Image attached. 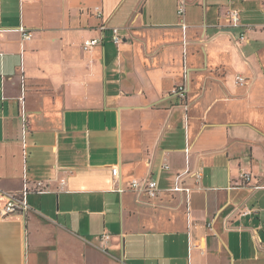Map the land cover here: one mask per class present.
<instances>
[{
	"label": "crops",
	"instance_id": "0c3cea01",
	"mask_svg": "<svg viewBox=\"0 0 264 264\" xmlns=\"http://www.w3.org/2000/svg\"><path fill=\"white\" fill-rule=\"evenodd\" d=\"M0 264H264V0H0Z\"/></svg>",
	"mask_w": 264,
	"mask_h": 264
},
{
	"label": "built area",
	"instance_id": "2783aa9c",
	"mask_svg": "<svg viewBox=\"0 0 264 264\" xmlns=\"http://www.w3.org/2000/svg\"><path fill=\"white\" fill-rule=\"evenodd\" d=\"M96 15L98 18H103V11L100 8L96 9ZM178 15L180 18H183L185 15V7L184 5H181L178 9ZM227 20L229 24L233 27H238L241 24V15L237 11H232L227 15ZM183 29L186 30L187 27L183 26ZM100 32L102 33V38L97 39H89L86 40L83 43V50L85 52H91L95 48L102 45V43L105 41L106 33L110 31L111 37L113 42L116 45H120L122 42V38L119 35V30L117 28L109 29L106 25H103L100 27ZM21 32L26 40H30L32 38V34L28 33L24 28L21 29ZM237 82L239 85L245 86L247 85V79L244 77H238ZM182 88L175 90L174 94H183ZM181 92V93H179ZM165 169H169L167 166L164 167ZM120 169L118 167L113 169V175L115 177H118ZM181 180L178 178L177 185L175 187L174 192H183L185 189L181 185ZM131 190L132 191H138L141 190L145 194L149 196L150 199H158L162 193L163 190L160 188L159 183L157 181L149 180L144 183H140L139 181H133L131 184ZM50 193V189L48 185H46L43 182H37V183H28L26 182L23 189L21 191L6 194L4 198L6 199V203L2 209L1 215L3 218H8L10 216L21 214V215H27L30 212V207L28 203V198L30 195H44ZM109 235H105L103 237V242H107L110 240Z\"/></svg>",
	"mask_w": 264,
	"mask_h": 264
}]
</instances>
